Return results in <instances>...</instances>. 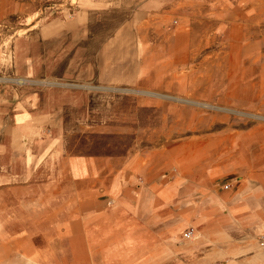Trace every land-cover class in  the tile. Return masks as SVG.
<instances>
[{"label": "rangeland", "instance_id": "1", "mask_svg": "<svg viewBox=\"0 0 264 264\" xmlns=\"http://www.w3.org/2000/svg\"><path fill=\"white\" fill-rule=\"evenodd\" d=\"M92 2L84 10L79 0H0V102L40 88L41 22L56 34H84L91 64L101 57L106 68H124L120 82L42 84L77 91L75 98L57 97L79 104L67 109L72 127L84 118L108 129L124 125L128 134L80 137L73 129L68 149L102 152L105 145L117 154L167 146L172 173L185 174L188 185L198 179L207 193L229 200L224 207L236 214V235L258 232L264 218V0ZM146 98L157 101L140 105ZM47 155L34 152V176L12 185L3 171L8 154L0 152V264H67L69 251L78 256L66 237L68 214L82 204L64 169L68 154ZM15 171L22 175L20 156ZM74 234L75 243L84 242L82 227ZM194 236L193 230L186 238Z\"/></svg>", "mask_w": 264, "mask_h": 264}, {"label": "crops", "instance_id": "2", "mask_svg": "<svg viewBox=\"0 0 264 264\" xmlns=\"http://www.w3.org/2000/svg\"><path fill=\"white\" fill-rule=\"evenodd\" d=\"M79 3L84 10L93 4L92 0ZM47 24L40 23L37 35L40 88L33 93L23 90L17 99L11 94L0 102V122H6L0 124V152L8 154L3 171L12 185L16 178L25 183L34 176L31 155L37 150L48 154L45 159L51 154H68L62 157L64 169L82 204L68 214L66 237L72 242L70 248L76 245L79 252L76 256L75 250L69 251L67 264H264L260 237L264 235V218L258 232L236 235V214L224 207L230 206L229 200L207 193L208 185L198 179L188 185L185 174L172 173L166 165L169 147L127 148L117 154L107 153L105 145L102 152L68 149L71 130H77L80 137H105L127 135L128 128L108 129L84 118L72 127L67 109L79 104H61L57 97L75 98L77 91L50 82L44 86V80L77 78L118 84L124 68H106L101 57L91 64L84 34H56L47 30ZM56 48L64 49V54L56 55ZM35 67L32 62L25 68L30 73ZM3 68L0 65V71ZM136 72L131 77L133 86L139 83ZM154 101L157 99L146 98L140 105L152 106ZM19 156L21 176L15 171ZM76 226L84 230L82 243H75ZM189 229L194 230V238H186ZM87 255L92 261H86Z\"/></svg>", "mask_w": 264, "mask_h": 264}, {"label": "built area", "instance_id": "3", "mask_svg": "<svg viewBox=\"0 0 264 264\" xmlns=\"http://www.w3.org/2000/svg\"><path fill=\"white\" fill-rule=\"evenodd\" d=\"M229 186H226V189H228ZM193 235V230H190L189 232H187L186 237H190Z\"/></svg>", "mask_w": 264, "mask_h": 264}]
</instances>
